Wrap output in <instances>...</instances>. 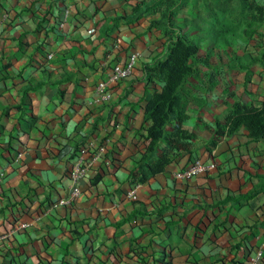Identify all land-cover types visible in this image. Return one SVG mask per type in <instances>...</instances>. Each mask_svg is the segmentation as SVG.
Masks as SVG:
<instances>
[{
    "label": "crops",
    "instance_id": "crops-1",
    "mask_svg": "<svg viewBox=\"0 0 264 264\" xmlns=\"http://www.w3.org/2000/svg\"><path fill=\"white\" fill-rule=\"evenodd\" d=\"M191 2L199 9L186 10L189 20L206 7L214 27L238 24V0ZM161 3L0 0V237L28 224L0 240V264H248L258 250L264 264V142L243 126L226 134L224 125L235 103L264 99V23L247 34L243 19L227 48L199 43L202 63L180 86V106L149 153L144 109L162 89L153 67L168 48L151 27ZM137 6L144 13L130 19ZM132 52L133 76L101 101L96 84ZM83 148L90 164L80 197L53 207L67 196ZM194 160L216 169L174 180Z\"/></svg>",
    "mask_w": 264,
    "mask_h": 264
},
{
    "label": "trees",
    "instance_id": "trees-1",
    "mask_svg": "<svg viewBox=\"0 0 264 264\" xmlns=\"http://www.w3.org/2000/svg\"><path fill=\"white\" fill-rule=\"evenodd\" d=\"M178 1L163 0L160 8L162 5L164 10L163 7L159 9L161 18L158 21H152L151 27L161 25L167 11L176 7ZM237 3L238 6L243 7L246 11L244 19L251 22L252 26L264 23V4L261 5L257 0H253L252 3H249L248 0H238ZM225 9L226 7L222 14L226 12ZM144 11L145 9L141 8V6L135 7L130 19L142 15ZM171 15H173V12L169 14V16ZM246 31L247 34L253 32L251 28L247 29V25ZM164 36L168 41L167 55L165 59L157 62L153 67L154 74L164 75L163 86L160 92L153 94L144 109L145 120L150 122L145 135V139L149 141L147 148L149 153H152L156 145L165 138V126L170 121L171 114L177 111L180 106V86L195 72L198 63H202V59L198 57V44L189 40L186 34L170 37L167 33H164ZM224 125L227 127L226 134H231L237 128L243 126L248 131V136L251 140L264 142V99L259 107H247L243 104L235 103ZM218 134L222 135L223 132L219 131ZM177 136L185 137L184 132L177 133ZM168 161L167 159L161 160L155 165V168H151V172L153 174L161 172Z\"/></svg>",
    "mask_w": 264,
    "mask_h": 264
},
{
    "label": "built area",
    "instance_id": "built-area-1",
    "mask_svg": "<svg viewBox=\"0 0 264 264\" xmlns=\"http://www.w3.org/2000/svg\"><path fill=\"white\" fill-rule=\"evenodd\" d=\"M139 56L137 53L132 52L128 55V58L124 63H116L111 67V70L108 76L99 81L96 84V92L99 96V99L103 102L109 101L111 98V89L112 85L125 81L133 76ZM88 150L83 148L78 151L76 157L73 159L69 168V178L72 182L71 187L68 190V194L65 198L56 201L52 206L53 207H67L71 206L76 202V200L81 195L80 184L85 177L87 169L89 167V160L87 159ZM100 158L99 153H95L90 158L91 162ZM216 169V166L212 162H203L201 160L192 161L187 167L182 170L176 171L173 173L174 180L178 182H186L193 178L204 176ZM135 189H132L128 193L129 198L135 196ZM28 228V224L21 223L15 225L11 230L4 236L0 237L2 239H8L12 235L23 232ZM262 261V250H258L254 256L249 259L248 264H261Z\"/></svg>",
    "mask_w": 264,
    "mask_h": 264
},
{
    "label": "rangeland",
    "instance_id": "rangeland-1",
    "mask_svg": "<svg viewBox=\"0 0 264 264\" xmlns=\"http://www.w3.org/2000/svg\"><path fill=\"white\" fill-rule=\"evenodd\" d=\"M190 1L191 0H188V2L187 0H179L176 7H173L172 9L167 11L162 21V24L155 28L157 30H160L163 35L164 33H167L170 37H174L175 35L181 36L186 34L189 40L198 45L201 41H206L207 43H210V41L214 40L218 47L227 48L228 46L234 43L235 36L240 34L242 29H244L245 27L241 24V21L244 19L245 10L243 9V7L238 6L237 2H234L232 4V9L234 15L237 17V19L234 20H236L238 24L226 31L224 30V28H226V24H223V19L220 22H217V25L223 22V25L221 27L216 25L215 27L213 26L216 22H214V20L209 16V14L206 13V7H204L205 13H198L200 17H196L194 20H189L187 17L189 13H185L186 10L190 9V11L196 14V10L199 9L196 5H193L194 3H190ZM191 6L195 8L191 9ZM202 6L207 5H205L204 3L202 4ZM162 7L164 10V6L161 5V8ZM171 12H173V15L169 16ZM245 21L247 23V29L249 30L253 24L251 22H248L247 20ZM214 32H216V35L219 36V39H217L216 41ZM228 43H230V45H228Z\"/></svg>",
    "mask_w": 264,
    "mask_h": 264
}]
</instances>
